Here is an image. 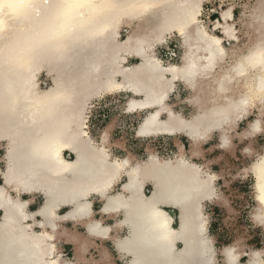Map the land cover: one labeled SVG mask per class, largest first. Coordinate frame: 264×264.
Returning a JSON list of instances; mask_svg holds the SVG:
<instances>
[{
  "label": "bare ground",
  "instance_id": "obj_1",
  "mask_svg": "<svg viewBox=\"0 0 264 264\" xmlns=\"http://www.w3.org/2000/svg\"><path fill=\"white\" fill-rule=\"evenodd\" d=\"M65 2L0 0V147L6 163L0 170V191L11 201L0 207V225L5 218L10 222L0 228V264L60 263L59 256L47 258L58 252L48 241L51 234L29 232L25 224L36 214L49 221L51 217L41 215L46 210L56 217L60 199L74 204L65 218H79L92 234L89 225L109 231L92 220L94 195L105 201V211L124 215L116 227L127 226L129 233L116 245L127 264H218L204 202L224 197L215 188L217 176L191 159L201 154L215 132L220 133L222 148L231 147L233 125L259 105L264 112V2L248 17V47L231 53L223 45L224 39L238 40L229 24L231 10L222 12L223 24L217 22L223 37L210 34L199 25L203 0H90L92 6L80 9L70 28L58 30L62 21L54 5ZM123 26L133 28L126 41L119 40ZM172 32L180 35L185 51L181 65L164 66L155 46ZM129 57L140 62L128 67ZM228 58L232 62L224 66ZM43 72L51 79L47 90L40 87ZM177 82L191 93L188 100L195 112L190 119L169 105ZM113 92L132 95L128 113L149 111L138 128L139 137L183 135L191 141L190 157L183 147L174 160L153 154L144 162L131 155L114 156L111 125L95 140L86 130V106ZM261 130L259 119L242 137ZM247 171L255 178L252 219L264 227V154ZM124 177L121 192L112 194ZM148 183L150 195L143 193ZM35 193L47 196L36 214L29 213V201L21 199ZM17 204L25 216L22 231L14 223L22 219ZM161 204L179 211L177 228ZM85 205L89 214L77 215ZM127 241L132 243L125 245ZM263 254H246L247 264H264ZM223 255L228 264H242L238 248H226ZM63 264L73 263L65 259Z\"/></svg>",
  "mask_w": 264,
  "mask_h": 264
},
{
  "label": "rangeland",
  "instance_id": "obj_2",
  "mask_svg": "<svg viewBox=\"0 0 264 264\" xmlns=\"http://www.w3.org/2000/svg\"><path fill=\"white\" fill-rule=\"evenodd\" d=\"M263 2L264 0H203L199 25L203 26L208 33L223 37V29L217 27V22L220 21L223 24L222 12L231 10L233 18L229 24L234 26L238 40L224 39L223 45L229 53L239 51L241 48L248 47L246 23L250 21L253 11L259 9V5ZM132 31V27L123 26L119 32V40L126 41L132 35ZM184 51L183 40L177 32L167 34L165 40L155 46V55L164 66L181 65ZM139 62V58L129 57L125 65L133 67ZM231 62L228 58L224 66H228ZM40 82L42 90L50 88L51 79L45 72L41 74ZM175 86L169 95V105L176 112L190 119L195 112L188 100L191 93L179 82ZM131 97L129 93L113 92L90 100L85 111V126L89 134L95 140H100L101 133L111 125L109 136L111 151L119 158L131 155L135 161L144 162L153 154L160 159L174 160L180 153V147H183L187 157H190L191 141L183 135L177 137H139L137 135L138 128L149 111L128 113L126 105ZM260 107L261 105L255 107L249 115L236 122L229 130L232 138L231 147L222 148L219 141L220 133L215 132L211 139L202 145L201 154L191 159L205 171L217 176L215 188L218 194L224 197L223 200L206 202L204 206V212L208 218V235L213 241L218 264H225L222 254L229 247L239 249L242 253V264H247L249 261L246 254L252 251L264 252V227L257 225L252 219L257 207L254 194L255 178L247 171L253 162L264 154V112L260 113ZM259 119L262 121V130L250 138H243V134L249 130L251 124ZM4 151L0 147V158L5 155ZM65 156L73 159L70 152H66ZM0 181H2L1 178ZM119 186L120 184L116 185L114 193L119 191ZM151 190V186H147L146 194L150 195ZM42 200V196L39 195L35 210L42 204ZM99 205L100 203L96 202L94 209H98ZM67 210L68 208H65L62 213ZM167 210L172 213L174 226L177 227L178 211L171 208ZM107 222V225L114 223L113 220ZM69 228L71 231L85 233V229L79 225L75 227L74 224H69ZM123 235L125 236L126 232H123ZM110 246L116 264H125V261L118 260L119 256L115 247L111 244ZM64 254L66 259L72 258L71 246H65Z\"/></svg>",
  "mask_w": 264,
  "mask_h": 264
},
{
  "label": "crops",
  "instance_id": "obj_3",
  "mask_svg": "<svg viewBox=\"0 0 264 264\" xmlns=\"http://www.w3.org/2000/svg\"><path fill=\"white\" fill-rule=\"evenodd\" d=\"M1 148H3V147H1ZM191 162L195 163L193 160H191ZM4 166H6V163H5L4 156H3L2 158H0V170L2 172L6 168ZM0 178L3 181V177L1 174H0ZM123 179H124L123 182H125L126 177H124ZM122 180L119 182L120 185L123 183ZM3 183H2V185H3ZM147 186H151V188H152V185L148 183L143 190L144 194H146L145 190H146ZM113 190L111 193L117 194V193H114ZM119 192H121V187L119 188L118 193ZM39 195L42 196V198H43L42 204L37 209V210H39L43 205H45L47 203V198H46L47 196H45L43 193H35L32 195L23 194L21 196V199L23 201H29V204L27 206V210L29 213L36 214L38 212L34 208H35V205L37 204V199H38ZM99 198L101 199V197H99L97 195H94L92 197V211H93L92 220L100 222L101 225H103V227L110 228L109 231H106L101 235L89 233L87 231V227L85 225L81 224V220L75 216H74L75 218L74 217L65 218L66 214L69 213L73 209L74 204H66V203L64 204V202L61 199L57 201V203H59V204L56 203V206H58L56 209L57 216L55 217L54 220L49 219V221H50L49 222L47 220L48 218L45 219L42 216L36 214L34 219L31 217L27 221H25V224L27 226H29V229H28L29 232L46 231V232L51 234L52 238L49 239L48 241H49V243L51 242L50 243L51 245L56 246L58 252L53 256H48L47 257L48 259L51 260V259L57 258V256H59L57 258V260H60L59 264H63L65 262V259H66L64 251H65V246L67 245V246H71L72 251H73V256H72V258H68L66 260L73 263V264H116L115 260L113 259L112 252L109 248V247H111L110 246V244H111L113 247H115V250L118 253V256H119L118 260L121 261L123 259V261H125V264H127V260L124 257H121L120 252L118 251L119 249L116 245L117 239L124 238L129 233L127 226H125L126 228L125 227H123V228L116 227L118 224L117 222L124 219V215H123V213H121L122 211L118 214H115V215H113L112 213H110L108 211H105V201L103 199L100 200ZM59 201L60 202L62 201V203H60ZM96 202L100 203V205H99V208L95 210L94 207H95ZM206 202H208V201L204 202V206H205ZM68 205L69 206L71 205V206L69 207ZM28 207H29V209H28ZM160 207L163 208L164 210H166L168 213H170L167 210L169 208L177 210L176 207H171L169 205L161 204ZM65 208H68V210L66 212L62 213V211ZM178 213H179V211H178ZM0 214H1L0 215V219H1L2 215H3L2 208H0ZM170 214L172 215V213H170ZM108 220H113L114 223L112 225H109V224L107 225ZM178 222H179V215H178ZM49 223H52V224L49 225ZM66 223H67V225H66ZM69 224H71V225L74 224L75 227L78 225L82 226L85 229V233L81 234L79 231H71L69 228ZM173 226H174V218H173ZM178 226H179V223H178ZM177 227H175V228H177ZM123 232H126L125 236L124 235L122 236ZM179 246H181V244H179ZM223 257H224V255H223ZM224 263L228 264L225 261H224Z\"/></svg>",
  "mask_w": 264,
  "mask_h": 264
},
{
  "label": "snow or ice",
  "instance_id": "obj_4",
  "mask_svg": "<svg viewBox=\"0 0 264 264\" xmlns=\"http://www.w3.org/2000/svg\"><path fill=\"white\" fill-rule=\"evenodd\" d=\"M12 7H23L24 5H10ZM90 0H66V2L62 5H54V7L59 8V16L58 19H60L62 22L58 25V30L68 29L71 27V20L78 14V11L82 8L91 7ZM3 181H0V184H2ZM0 201H3L0 203V207H5L7 204H10L11 201L7 199V193L0 191ZM14 207L17 209L19 216L22 218L20 221L15 220V224H17V228L19 231L23 230V227H20V225L23 222L24 211L22 205H14ZM88 210L87 206L80 208L78 210L77 215L80 216H87ZM41 215H44L46 218L51 217L53 220L55 219V216L53 213L47 212V210L44 213H41ZM10 225V222L7 218H5V223L3 225H0V228H7ZM89 231L95 233V234H102L104 229H101L99 224L95 225H89ZM28 236L32 239H37V237H34L31 235V233H28ZM42 243V242H40ZM40 243L37 245V247H40ZM129 243H132V241L125 242V245H128ZM23 255V254H22ZM31 259V258H30ZM5 264H9V261H5ZM53 264L55 262L53 261Z\"/></svg>",
  "mask_w": 264,
  "mask_h": 264
}]
</instances>
